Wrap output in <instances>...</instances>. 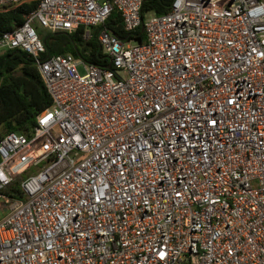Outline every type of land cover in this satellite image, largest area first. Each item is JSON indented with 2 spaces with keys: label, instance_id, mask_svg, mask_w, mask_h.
Returning <instances> with one entry per match:
<instances>
[{
  "label": "built area",
  "instance_id": "obj_1",
  "mask_svg": "<svg viewBox=\"0 0 264 264\" xmlns=\"http://www.w3.org/2000/svg\"><path fill=\"white\" fill-rule=\"evenodd\" d=\"M144 1L39 0L0 32L52 100L0 139V264H264V0ZM35 24L98 28L110 67L43 56Z\"/></svg>",
  "mask_w": 264,
  "mask_h": 264
},
{
  "label": "trees",
  "instance_id": "obj_2",
  "mask_svg": "<svg viewBox=\"0 0 264 264\" xmlns=\"http://www.w3.org/2000/svg\"><path fill=\"white\" fill-rule=\"evenodd\" d=\"M39 0H23L15 6L0 9V32L11 31L24 21V15L34 10ZM173 0H145L142 16L146 12L163 14ZM107 30L119 39L143 41L141 27L133 33L125 31L117 9L111 11L104 23ZM98 28L90 39L84 38V29L74 31L48 32L42 37L46 55L72 54L88 62L106 66L97 40ZM52 103L51 97L37 70L34 59L26 52L13 49L0 53V139L7 132L29 134L36 124V116ZM25 174H22L24 177ZM19 179L3 190L5 194L17 197Z\"/></svg>",
  "mask_w": 264,
  "mask_h": 264
},
{
  "label": "rangeland",
  "instance_id": "obj_3",
  "mask_svg": "<svg viewBox=\"0 0 264 264\" xmlns=\"http://www.w3.org/2000/svg\"><path fill=\"white\" fill-rule=\"evenodd\" d=\"M36 30H37V33L39 36L43 37L44 35H46L48 32L46 29L42 28V27H39L37 26L36 24L34 25ZM134 43V42H133ZM132 43V44H133ZM77 71L79 72V74L83 75L85 73V70L83 68L82 65H77ZM1 129V128H0ZM32 169V168H30ZM27 173V172H24V174ZM4 215V209H3V199L1 198L0 199V218Z\"/></svg>",
  "mask_w": 264,
  "mask_h": 264
},
{
  "label": "water",
  "instance_id": "obj_4",
  "mask_svg": "<svg viewBox=\"0 0 264 264\" xmlns=\"http://www.w3.org/2000/svg\"><path fill=\"white\" fill-rule=\"evenodd\" d=\"M141 30H143V28H141ZM108 67H110V65H108Z\"/></svg>",
  "mask_w": 264,
  "mask_h": 264
}]
</instances>
